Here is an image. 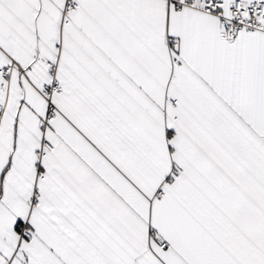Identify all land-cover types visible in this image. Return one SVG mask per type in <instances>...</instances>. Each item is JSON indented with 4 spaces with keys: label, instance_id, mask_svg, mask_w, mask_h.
Returning <instances> with one entry per match:
<instances>
[{
    "label": "snow or ice",
    "instance_id": "1",
    "mask_svg": "<svg viewBox=\"0 0 264 264\" xmlns=\"http://www.w3.org/2000/svg\"><path fill=\"white\" fill-rule=\"evenodd\" d=\"M0 264H264V0H0Z\"/></svg>",
    "mask_w": 264,
    "mask_h": 264
}]
</instances>
